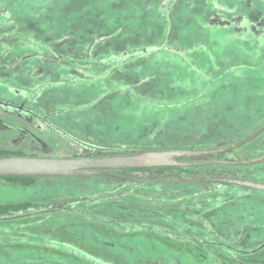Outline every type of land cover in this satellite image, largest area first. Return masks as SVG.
I'll use <instances>...</instances> for the list:
<instances>
[{
	"label": "rangeland",
	"instance_id": "rangeland-1",
	"mask_svg": "<svg viewBox=\"0 0 264 264\" xmlns=\"http://www.w3.org/2000/svg\"><path fill=\"white\" fill-rule=\"evenodd\" d=\"M152 46L158 49L144 53ZM136 49L143 50L127 62H110ZM24 58L31 59L19 67ZM15 88L29 101L77 108L52 118L76 137L44 124L33 138L5 130L0 147L10 153L0 156L71 158L96 144L148 151L236 142L264 124V1L0 0V101L23 100ZM13 138L21 145L13 147ZM237 149L241 158L264 154V132ZM253 171L263 172L264 164ZM258 179L264 182L263 175ZM205 184L216 183H119L99 175L36 177L25 185L0 179V203L28 212L113 189L110 200L77 213L0 220V249L15 246L21 264H241L146 231L212 234L251 249L264 243V191L234 199L230 190L193 195ZM118 185L128 194H117ZM75 246L99 257L68 249ZM261 256L254 261L264 264Z\"/></svg>",
	"mask_w": 264,
	"mask_h": 264
},
{
	"label": "water",
	"instance_id": "water-1",
	"mask_svg": "<svg viewBox=\"0 0 264 264\" xmlns=\"http://www.w3.org/2000/svg\"><path fill=\"white\" fill-rule=\"evenodd\" d=\"M264 1V0H263ZM264 132V124L246 137L221 146L200 149L129 150L121 154L81 156L72 158L32 157L21 155L0 156V177H87L93 175L115 176L109 171L142 170L155 168H180L207 165L253 166L264 163V154L235 160L203 159L223 152H231L250 142ZM107 150L104 148L99 149ZM188 159V160H179ZM137 183L212 182L243 186L264 191V182L229 176L178 175L158 179H141L118 176Z\"/></svg>",
	"mask_w": 264,
	"mask_h": 264
},
{
	"label": "trees",
	"instance_id": "trees-1",
	"mask_svg": "<svg viewBox=\"0 0 264 264\" xmlns=\"http://www.w3.org/2000/svg\"><path fill=\"white\" fill-rule=\"evenodd\" d=\"M158 48L157 46H152L148 47L146 49H136L132 52H124L125 54L113 58L110 62H114L115 65H117L120 62H127L129 59H131L133 56L135 57L137 54L141 52V50L144 51V53L149 52V51H156ZM52 52H54L53 49ZM55 53V52H54ZM60 57V56H59ZM259 137V136H258ZM257 138V137H256ZM254 140V139H253ZM238 141V140H236ZM252 141V140H251ZM249 143V142H248ZM229 144L226 141H218L214 144H209V143H203L199 144L198 146L193 145L190 147H181L184 149H200V148H208V147H215V146H221V145H226ZM247 144V143H246ZM245 145V144H244ZM242 145V146H244ZM238 147L239 149L242 147ZM104 148L107 150H102L100 151L99 149ZM136 149L135 147H126L123 148L121 146H98L95 147V153L100 154V155H109V154H121V153H126L129 150H134ZM238 149L236 148L235 150L231 152H223L219 154H215L211 157H205V158H198L197 160H203V159H221V160H235L236 158H241L240 155L238 154ZM246 159V157L244 158ZM179 160H188V159H179ZM264 163L256 164L253 166H223V165H207V166H193V167H180V168H155V169H142V170H126L122 171L120 174L122 175H127V176H132V177H137L141 179H158V178H167V177H173V176H178V175H185V176H208V175H216V176H229V177H237V178H242V179H249V180H255V181H261L259 176L263 175L264 176V171L260 173H256L253 171V168L263 165ZM140 173V175H134V173ZM6 180H11L13 178H20L23 181H27L28 179L30 181L34 180V177H3ZM119 183L122 181H128V180H123V179H116ZM200 183H210V182H200ZM206 186H201L200 189L193 190V195L199 194L201 191L206 192L212 191V189H215L214 191H232V194L229 195V198H237L238 196L250 192L252 194L258 192L254 189H249L247 187L243 186H238V185H233V184H224V183H216L214 186L210 187L209 184H205ZM116 189V193L120 195H126L128 194V189L124 188L121 189L120 185H118ZM112 191L113 189L106 190L102 192L100 195L95 196L94 198L92 196H81V197H73V198H68L64 200H56L53 201L52 203L46 204L47 206V211H45L48 215L49 214H57L60 212H76V211H81L85 206H90L95 204L97 201H102V200H110L112 198L113 194H107L109 191ZM120 190V191H119ZM110 191V192H111ZM39 205H35L34 207H37ZM26 207H30L29 204H27ZM25 206L23 205H5L2 206L0 205V215H10L15 211L23 210ZM77 213V212H76ZM110 224H112V220L110 221ZM146 231L151 233L155 232L157 235H162L164 233L165 236L172 237L173 239L179 241V242H186L188 244H192L195 246H203V247H209L212 248L214 251H218L221 254H224L228 257V261L233 262V261H238L241 264H260L254 259L262 257L261 255L264 254V243H261L252 249L250 247H236L233 246L232 244H229L225 241L220 240L219 237L216 235L211 236H203V237H198V236H193V235H185L181 234L176 231H170V232H163L161 230H156L153 227H147ZM248 245V244H247ZM75 249V248H74ZM239 257H238V256ZM213 261H211L212 264ZM233 264V263H231Z\"/></svg>",
	"mask_w": 264,
	"mask_h": 264
},
{
	"label": "flooded vegetation",
	"instance_id": "flooded-vegetation-1",
	"mask_svg": "<svg viewBox=\"0 0 264 264\" xmlns=\"http://www.w3.org/2000/svg\"><path fill=\"white\" fill-rule=\"evenodd\" d=\"M263 1V0H262ZM76 105V104H75ZM68 106V107H67ZM84 108V107H82ZM81 108V109H82ZM75 107L70 106L69 104H67L64 108H60V107H56L54 105H50V104H43L39 101H29L27 99H19L17 100L16 104L13 105H9L7 102L5 101H0V136H3L5 134V130L6 131H13V132H18L21 134H24L25 137L28 138H33L34 133L35 132H42L44 133V125L48 126L50 128L51 131L53 132H57L61 137H64L66 139L68 138H75V134L73 133H68L66 131H64L62 129L61 126H56L54 124V122L52 121L54 116H60L63 113L66 112H70L71 110L74 111L75 113ZM3 115L5 117H8V122L5 120H3L1 117H3ZM29 119H28V118ZM32 120H31V119ZM28 119V120H27ZM31 120V121H29ZM37 120L39 122H41V124L37 123ZM71 120H73L72 124H77L75 123V120L71 118ZM11 121H14L13 123H11ZM46 135V134H44ZM260 136V135H259ZM10 137V135H9ZM85 140V139H83ZM12 143H14V145H12L13 147H17L21 145V140L20 139H12ZM38 145H43L41 143H38ZM98 146H114V145H105V144H96V145H89V148H87L85 151L83 150H79V151H74V154L71 156L72 157H81V156H86V157H91V156H99L100 154H96L94 148L98 147ZM10 153V149H5V148H1L0 147V154H7ZM13 155H16L15 153H13ZM106 155V154H105ZM126 171V170H123ZM111 174H114L115 176H103L106 177L108 179H112V180H116L118 179V176H123V177H132V176H127V175H122L120 174L122 171H109ZM36 178V177H34ZM132 178H137V177H132ZM0 179L5 180L7 182L10 183H14V184H28L31 183L32 181H30L29 179L27 181H23L20 178H13L11 180H6L3 177H0ZM123 179V178H120ZM126 180V179H123ZM68 199V198H66ZM64 200V199H63ZM53 202V201H52ZM51 202V203H52ZM0 205L5 206V205H17V204H2L0 203ZM47 206L46 205H42V206H37V207H32L31 209L29 208V210H32L31 212L25 211V210H19V211H15L10 215H0V220H12V219H17V218H23L26 216H30V215H34L36 212H45L47 211ZM37 246V245H36ZM15 248V246H5L4 248L0 249V262L1 259H3V262L5 264H21L22 262L16 258L20 257V253L19 251L16 252V250H13ZM66 248V247H64ZM75 248V249H74ZM73 249L68 248L70 251L73 252H81V253H86V255H88L90 258H98V255L92 254L84 249H81L80 247L75 246ZM16 249V248H15ZM19 253V255H18ZM98 256V257H97ZM4 258H6L7 260H4ZM14 258V261H13ZM101 260V259H99ZM2 262V263H3ZM92 262L98 263V264H102L103 263H109V261L105 260V261H97V260H93ZM24 263V262H23ZM31 264V263H29ZM111 264V263H110Z\"/></svg>",
	"mask_w": 264,
	"mask_h": 264
},
{
	"label": "crops",
	"instance_id": "crops-1",
	"mask_svg": "<svg viewBox=\"0 0 264 264\" xmlns=\"http://www.w3.org/2000/svg\"><path fill=\"white\" fill-rule=\"evenodd\" d=\"M29 59H31V58H24V59H20V60H18L20 63H22L24 60H29ZM25 63V62H24ZM24 63H22V64H20L21 66H19V67H23V64ZM18 67V66H17ZM20 69V68H19ZM14 92H16L17 94H18V96L19 97H21V98H23V99H27L28 100V97L29 96H27L24 92H22L21 90H19V89H17V88H15L14 89ZM31 96V95H30ZM58 103H55V104H52V105H57Z\"/></svg>",
	"mask_w": 264,
	"mask_h": 264
}]
</instances>
